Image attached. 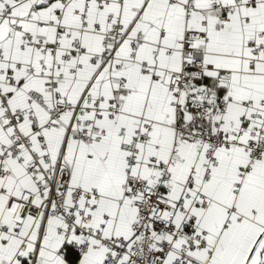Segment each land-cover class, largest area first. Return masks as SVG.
I'll return each mask as SVG.
<instances>
[{"label": "snow or ice", "instance_id": "6c2138e0", "mask_svg": "<svg viewBox=\"0 0 264 264\" xmlns=\"http://www.w3.org/2000/svg\"><path fill=\"white\" fill-rule=\"evenodd\" d=\"M0 264H264V0H0Z\"/></svg>", "mask_w": 264, "mask_h": 264}]
</instances>
